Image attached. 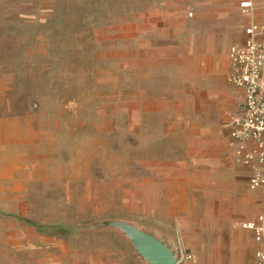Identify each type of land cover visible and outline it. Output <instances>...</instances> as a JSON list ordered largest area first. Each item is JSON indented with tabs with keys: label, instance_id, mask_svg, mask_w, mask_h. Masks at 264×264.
Returning <instances> with one entry per match:
<instances>
[{
	"label": "rangeland",
	"instance_id": "obj_1",
	"mask_svg": "<svg viewBox=\"0 0 264 264\" xmlns=\"http://www.w3.org/2000/svg\"><path fill=\"white\" fill-rule=\"evenodd\" d=\"M247 17L232 0H0V264L254 261L239 221L264 191L234 156L228 80Z\"/></svg>",
	"mask_w": 264,
	"mask_h": 264
},
{
	"label": "built area",
	"instance_id": "obj_2",
	"mask_svg": "<svg viewBox=\"0 0 264 264\" xmlns=\"http://www.w3.org/2000/svg\"><path fill=\"white\" fill-rule=\"evenodd\" d=\"M242 13L249 15L256 0H233ZM244 43L234 44L229 51L231 69L228 80L244 91L243 110L231 122V140L242 145L237 162L249 170V188L264 189V22L252 21L245 29ZM264 243V213L256 219L240 222ZM251 264H264V248L257 251Z\"/></svg>",
	"mask_w": 264,
	"mask_h": 264
},
{
	"label": "crops",
	"instance_id": "obj_3",
	"mask_svg": "<svg viewBox=\"0 0 264 264\" xmlns=\"http://www.w3.org/2000/svg\"><path fill=\"white\" fill-rule=\"evenodd\" d=\"M262 1H264V0H262ZM232 2L237 6V8L239 9V11L241 12V14L244 16V14L242 13V11H241V9L239 8V6H238V4L237 3H235L233 0H232ZM262 8V15H258V10L259 9H261ZM252 14V17H247L246 18V23H245V26H244V35H243V37H241V39H239V40H237V41H235L234 43H232L231 45H230V47H229V50H228V60H229V71H230V69H231V61H230V56H229V51H230V48H231V46L232 45H234V44H241V43H244L245 42V40H246V37H247V34H246V31H245V29H246V27L252 22V21H258V22H264V2H261V4H260V0H256V6L254 7V9H253V11L249 14V15H251ZM260 39L261 40H263L264 41V34L260 37ZM229 73V72H228ZM237 88V87H236ZM238 89H240V88H238ZM241 91H243L242 89H240ZM243 95H244V91H243ZM243 103H244V101H243ZM230 127H231V124H230ZM230 139H231V137H230ZM232 145H233V148H234V156H235V158H236V160H237V156H238V154L240 153V151L243 149V146L242 145H238V144H235V143H233L232 142ZM239 164V163H238ZM242 168H243V166H241ZM245 169H246V171H247V174L249 173V170L246 168V167H244ZM248 189H250L249 188V186H248ZM251 190V189H250ZM260 190H262V189H260ZM258 191V190H257ZM262 191H264V189L262 190ZM260 215V214H259ZM259 215H257L256 217H254V218H251V219H242V220H240L239 221V225H240V222H242V221H247V220H252V219H256ZM247 230V229H246ZM251 231V230H250ZM252 233H253V235H254V232L253 231H251ZM255 236V235H254ZM261 246L259 247V249H261V248H264V244H260ZM255 260V259H254ZM253 262V261H252ZM251 262V263H252ZM250 263V264H251Z\"/></svg>",
	"mask_w": 264,
	"mask_h": 264
},
{
	"label": "water",
	"instance_id": "obj_4",
	"mask_svg": "<svg viewBox=\"0 0 264 264\" xmlns=\"http://www.w3.org/2000/svg\"><path fill=\"white\" fill-rule=\"evenodd\" d=\"M145 251L153 258L156 264H170L164 252L152 248H146Z\"/></svg>",
	"mask_w": 264,
	"mask_h": 264
}]
</instances>
